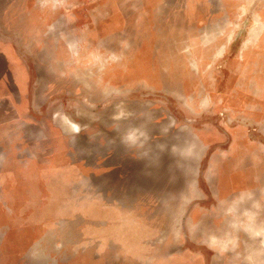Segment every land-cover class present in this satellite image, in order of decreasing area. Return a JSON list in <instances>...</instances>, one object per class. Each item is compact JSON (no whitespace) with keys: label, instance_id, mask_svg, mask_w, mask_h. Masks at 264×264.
Masks as SVG:
<instances>
[{"label":"rangeland","instance_id":"1","mask_svg":"<svg viewBox=\"0 0 264 264\" xmlns=\"http://www.w3.org/2000/svg\"><path fill=\"white\" fill-rule=\"evenodd\" d=\"M4 3L0 264H264V0Z\"/></svg>","mask_w":264,"mask_h":264},{"label":"crops","instance_id":"2","mask_svg":"<svg viewBox=\"0 0 264 264\" xmlns=\"http://www.w3.org/2000/svg\"><path fill=\"white\" fill-rule=\"evenodd\" d=\"M5 1V7L8 5L10 6L11 4L9 3V0H4ZM11 21V18H9V12L8 9L6 10L4 8L3 13H0V24H1V29H3L4 33H12L11 30L13 31L12 27L9 26V22ZM1 44V43H0ZM12 53L15 56V53L13 50H11ZM16 58V56H15ZM17 59V58H16ZM18 60V59H17ZM0 69H2V65H0ZM9 84V83H7ZM113 212V211H112ZM125 211H122L121 213H124ZM168 257L167 254H163V256H161L159 259H154L153 261L150 260V262H154V263H158V264H166L168 263Z\"/></svg>","mask_w":264,"mask_h":264}]
</instances>
